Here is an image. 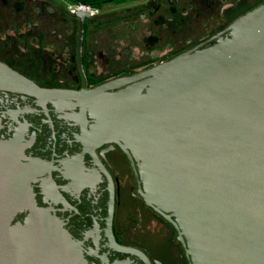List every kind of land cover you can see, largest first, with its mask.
<instances>
[{
  "label": "water",
  "instance_id": "water-1",
  "mask_svg": "<svg viewBox=\"0 0 264 264\" xmlns=\"http://www.w3.org/2000/svg\"><path fill=\"white\" fill-rule=\"evenodd\" d=\"M74 15L82 89L40 87L1 60L0 89L81 100L97 133L135 154L143 200L174 217L193 264H264V1L227 35L93 89L84 63L93 16ZM17 166L0 142V264H88L61 222L32 200ZM24 209V221L13 223Z\"/></svg>",
  "mask_w": 264,
  "mask_h": 264
},
{
  "label": "flooded vegetation",
  "instance_id": "flooded-vegetation-1",
  "mask_svg": "<svg viewBox=\"0 0 264 264\" xmlns=\"http://www.w3.org/2000/svg\"><path fill=\"white\" fill-rule=\"evenodd\" d=\"M263 1L185 0L184 8L192 6L209 18L201 28L206 36L193 46L216 34L227 35L235 18ZM180 3L150 0L152 7ZM0 60L43 88L83 87L79 71L74 78L55 68L49 71L37 61L15 59L17 65ZM134 73L88 75V89ZM0 142L6 143L32 200L61 222L88 264H193L174 217L143 200L135 154L122 141L98 134L97 118L81 100L0 89ZM28 213L19 211L12 222H23Z\"/></svg>",
  "mask_w": 264,
  "mask_h": 264
},
{
  "label": "rangeland",
  "instance_id": "rangeland-1",
  "mask_svg": "<svg viewBox=\"0 0 264 264\" xmlns=\"http://www.w3.org/2000/svg\"><path fill=\"white\" fill-rule=\"evenodd\" d=\"M24 4L32 18L22 24ZM71 4L69 0H0V58L18 65L15 59L26 54L28 62L37 61L49 71L55 68L60 75L75 78L78 18L69 11ZM184 6L185 0L173 7H152L150 0L106 4L93 17L100 23L86 30L87 74L101 77L137 72L193 46L206 36L201 28L209 18ZM23 34L28 40H22Z\"/></svg>",
  "mask_w": 264,
  "mask_h": 264
},
{
  "label": "trees",
  "instance_id": "trees-1",
  "mask_svg": "<svg viewBox=\"0 0 264 264\" xmlns=\"http://www.w3.org/2000/svg\"><path fill=\"white\" fill-rule=\"evenodd\" d=\"M71 3H77V4H85V5H89V6H92V7H95L99 10H101L106 4L108 3H111V2H117V1H121V0H69ZM23 11H24V16L22 17L21 21H22V24H25L27 22H29L32 18V13L28 12L29 10V6L26 4H24L23 6H21ZM73 16H75L74 14H72ZM97 17V16H96ZM95 18V17H94ZM92 18L91 20H87L86 21V30H88V28L91 26V25H97L98 23H100V20L98 19H94ZM21 23V22H20ZM32 35V34H31ZM26 36L27 34H23L21 37L24 38L22 40H25L26 39ZM28 40V39H26ZM184 51V50H182ZM182 51H179V52H182ZM178 52V53H179ZM21 53V52H20ZM19 54V53H18ZM177 54V53H176ZM19 58H26V54H22L21 53V56H19ZM121 73H124V72H121ZM115 74H120V72H116V73H112L111 75L109 76H112V75H115Z\"/></svg>",
  "mask_w": 264,
  "mask_h": 264
},
{
  "label": "built area",
  "instance_id": "built-area-1",
  "mask_svg": "<svg viewBox=\"0 0 264 264\" xmlns=\"http://www.w3.org/2000/svg\"><path fill=\"white\" fill-rule=\"evenodd\" d=\"M78 10H86V11H90L91 15L93 17L97 16L100 13V10L92 7V6H87L85 4H77V3H72L69 6V11L74 14L76 11Z\"/></svg>",
  "mask_w": 264,
  "mask_h": 264
}]
</instances>
